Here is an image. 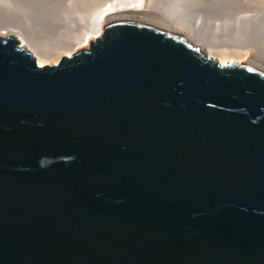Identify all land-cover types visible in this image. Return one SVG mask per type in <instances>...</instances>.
Returning a JSON list of instances; mask_svg holds the SVG:
<instances>
[{
  "label": "water",
  "instance_id": "1",
  "mask_svg": "<svg viewBox=\"0 0 264 264\" xmlns=\"http://www.w3.org/2000/svg\"><path fill=\"white\" fill-rule=\"evenodd\" d=\"M0 264H264V70L128 18L52 65L0 37Z\"/></svg>",
  "mask_w": 264,
  "mask_h": 264
},
{
  "label": "bare ground",
  "instance_id": "2",
  "mask_svg": "<svg viewBox=\"0 0 264 264\" xmlns=\"http://www.w3.org/2000/svg\"><path fill=\"white\" fill-rule=\"evenodd\" d=\"M4 1L11 5H0V37H15L39 66L58 64L63 57L89 49L104 35L109 21L128 18L185 35L221 65L233 61L264 70L261 1L107 0L86 15L78 9L74 24L64 18V13L69 12L63 5L65 0ZM241 6L245 10H239ZM252 11L251 16L245 15ZM230 18L231 23L226 21ZM225 27L229 30L225 31Z\"/></svg>",
  "mask_w": 264,
  "mask_h": 264
},
{
  "label": "rangeland",
  "instance_id": "3",
  "mask_svg": "<svg viewBox=\"0 0 264 264\" xmlns=\"http://www.w3.org/2000/svg\"><path fill=\"white\" fill-rule=\"evenodd\" d=\"M83 1H85V2H83ZM104 1H107V0H93V1L92 0H65L64 1L65 4H63V5L67 9V11H69L68 13H70V14H68L66 12L65 13L63 12L64 15H65V16L64 15L63 16L67 20V21L66 20L65 21L68 22V23H72L73 22V24H74V21H76L77 17L79 16L78 9L82 10L83 12H85L84 14L86 15V14H89L90 12H92L93 9H95V7H96L97 4L99 6L100 3H103ZM256 1H261L264 4V0H256ZM1 4L4 5V6H7L8 5L9 7L11 5L10 3H7L4 0H0V5ZM90 5H91V7H90ZM11 8H13V6ZM68 9H70V10H68ZM238 9L239 10H245V8H243L242 6L241 7H238ZM254 12L255 11L247 12L245 15L251 16ZM231 18H230V20H226V21H228V22L231 23L233 21V19H231ZM224 29H226L225 31H227V29L229 30V27H225Z\"/></svg>",
  "mask_w": 264,
  "mask_h": 264
}]
</instances>
